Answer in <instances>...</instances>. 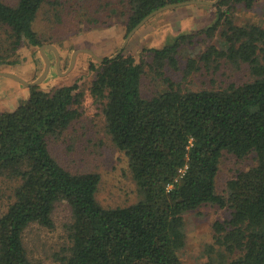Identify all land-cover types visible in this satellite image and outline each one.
<instances>
[{
	"label": "trees",
	"instance_id": "1",
	"mask_svg": "<svg viewBox=\"0 0 264 264\" xmlns=\"http://www.w3.org/2000/svg\"><path fill=\"white\" fill-rule=\"evenodd\" d=\"M46 0H0V29L8 44L0 62L23 43L41 46L33 27ZM184 0H129L126 32L156 8ZM206 28L183 32L161 48H152L156 73L185 41L222 30L224 48L210 45L200 60L219 56L248 64L251 79L219 89H183L166 77L167 87L150 98L140 93L142 59L132 54L104 56L89 92L102 103L106 131L127 156L139 200L104 207L96 200L97 172L72 173L52 156L47 138L61 134L79 115L83 96L72 83L44 91L36 85L11 111L0 112V176L19 179L14 199L0 213V264H38L23 244L33 222L53 226L56 202L65 200L72 213L70 246L61 264H183V213L205 203L228 205L231 214L215 221L217 262L264 264V27L236 25L222 9ZM244 2L250 7L253 0ZM12 63L13 60L5 61ZM197 68L188 59L185 73ZM75 105V106H74ZM223 151L238 158L255 155V165L226 182V195L215 192V176Z\"/></svg>",
	"mask_w": 264,
	"mask_h": 264
},
{
	"label": "rangeland",
	"instance_id": "2",
	"mask_svg": "<svg viewBox=\"0 0 264 264\" xmlns=\"http://www.w3.org/2000/svg\"><path fill=\"white\" fill-rule=\"evenodd\" d=\"M14 4L16 0H2ZM129 0H46L37 12L33 27L42 39V44L52 45L43 48L49 59L46 76L34 84L44 91L56 87L78 84L83 96L77 104L79 115L72 123L56 136L47 138L52 156L65 169L72 173L97 172L100 182L96 200L104 207L124 206L140 198L137 185L128 166L127 156L112 142L106 131L102 113V103L89 92L90 82L96 71L90 68L98 66V58L113 55L123 43L126 32V19ZM205 3H187L163 9L144 22L126 41L121 52L132 54L143 62V74L140 79V93L150 98L167 87L164 78L168 77L183 89H219L229 84H241L251 79L247 63L232 61L219 56L208 66L200 60V55L210 46L224 48L220 26L212 36L204 33L194 35L191 41L182 43L177 53L176 64L165 63L156 73L152 67V48H161L170 43L175 36L183 32H195L206 28L216 16L219 0H199ZM212 2V3H206ZM222 9L236 25L252 23L264 27V0H253L250 7L244 2L229 1ZM4 32L0 29V53L8 46L4 42ZM91 50L98 58L87 52L79 51L69 68L74 50ZM40 46L23 43L11 52L5 61L0 62V73L10 72L27 82H33L41 74L44 60ZM188 59H195L197 68L185 73ZM58 64V67H57ZM33 86V85H31ZM30 87V86H29ZM29 87L0 75V112L11 111L19 100L29 94ZM75 106V105H74ZM254 153L242 158L223 151L215 176V192L226 195V182L238 172L255 165ZM19 179L0 176V213H4L14 199V188ZM231 214L228 205L219 206L205 203L198 208L183 213L184 245L178 251L183 264H207L217 262L214 242L215 221H224ZM53 226L45 227L39 223H30L23 232V244L28 257L38 264H61L59 256L67 255L70 246L69 225L72 213L65 200L56 202L52 211ZM214 245L215 250H211Z\"/></svg>",
	"mask_w": 264,
	"mask_h": 264
},
{
	"label": "water",
	"instance_id": "3",
	"mask_svg": "<svg viewBox=\"0 0 264 264\" xmlns=\"http://www.w3.org/2000/svg\"><path fill=\"white\" fill-rule=\"evenodd\" d=\"M187 3H205V1H199V0H184V1H181V2H177V3H169V4H165L163 6H160L158 8H156L155 10L151 11L150 13H148L146 16H144L133 28H131L127 34L125 35L124 37V40H123V43L121 44V46L119 47V49L112 55V57L116 56L118 53L121 52L122 48L124 47L126 41L129 39V37L144 23L146 22L150 17H152L153 15L157 14L158 12L162 11L163 9H167V8H172V7H176V6H180V5H185ZM206 3H212V2H206ZM51 48L54 53L56 54V62H58V55H57V51L56 49L52 46V45H49V44H42L40 46V53L43 57V60H44V67H43V70L41 72V74L38 76V78L36 80H34L33 82H27L25 81L23 78H21L20 76L18 75H15L13 73H10V72H3V73H0V75L2 76H5V77H9V78H12L26 86H31V85H34L38 82H40L45 76L46 74L48 73V70H49V59L47 58V56L45 55V53L43 52V48ZM83 52H87L91 55H94L96 58H98L91 50H88V49H78V50H74L71 54V59H70V64H69V68L72 66L74 60H75V56L77 54V52L79 51H82ZM98 60H102V58H98ZM57 67H58V64H57Z\"/></svg>",
	"mask_w": 264,
	"mask_h": 264
}]
</instances>
